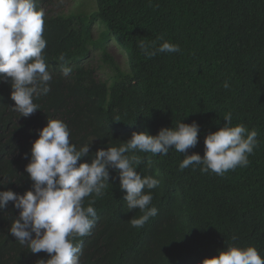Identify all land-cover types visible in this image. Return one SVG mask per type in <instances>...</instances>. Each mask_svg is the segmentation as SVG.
I'll list each match as a JSON object with an SVG mask.
<instances>
[{
	"label": "trees",
	"instance_id": "obj_1",
	"mask_svg": "<svg viewBox=\"0 0 264 264\" xmlns=\"http://www.w3.org/2000/svg\"><path fill=\"white\" fill-rule=\"evenodd\" d=\"M61 3L37 0L45 14L46 60L64 53L85 62L82 78L64 89L51 84V91L37 101L39 112L29 117L14 110L10 78L8 82L0 79V191L23 195L20 190H32L26 166L33 143L49 119L60 117L76 128L86 110L99 113L114 108L115 119L119 118L114 124L122 128L126 141L132 136L128 127L139 117L153 136L178 122H196L198 144L187 154L203 156L206 136L222 128L225 114L231 112V126L243 124L249 132H257L258 146L249 155L247 167L238 166L222 176L204 173L200 165L181 171L184 154L170 149L157 161L169 175L167 186H178L182 193L167 209L164 230L156 232L153 240L152 231L123 221L124 209L118 206L116 216L95 240L97 248L109 255L144 242L150 252L162 251L178 247L175 243L184 241L188 223L201 217L213 229L197 235L200 246L210 251L255 246L264 258V0H95L92 6L84 0L69 16L57 11ZM164 41L178 44L180 52L148 57L139 47L143 43L151 51ZM113 44L126 57L124 63L113 57ZM95 69L110 71L114 95L107 89L108 79L100 81ZM226 80L228 89L223 87ZM92 95L99 97L97 101L84 104ZM99 134L115 141L118 133L104 129ZM79 142L75 145L81 148ZM138 156L142 158L141 153ZM81 160L91 163L92 156ZM151 167L159 168L145 160L140 169ZM9 203L10 209L0 210V264L50 259L46 252L24 250L9 235L8 224L19 216L14 202Z\"/></svg>",
	"mask_w": 264,
	"mask_h": 264
},
{
	"label": "clouds",
	"instance_id": "obj_2",
	"mask_svg": "<svg viewBox=\"0 0 264 264\" xmlns=\"http://www.w3.org/2000/svg\"><path fill=\"white\" fill-rule=\"evenodd\" d=\"M74 9L60 14L69 16ZM44 15L37 0H0V79L8 82L10 78L14 110L23 117L39 112L37 101L51 91V84L64 89L79 81L80 69L85 65L64 53L47 63ZM139 47L148 57L181 50L178 44L168 41L151 51L143 43ZM95 70L100 81L108 79L107 89L114 95L110 71ZM223 87H230L227 80ZM98 98L89 96L84 104ZM116 113L114 108H104L99 113L86 110L76 128L58 117L49 119L39 131L26 166L32 190H20L23 195L0 191V210L10 209L9 202L19 210V216L7 227L15 242L34 254H49L50 259H40L37 264H264L255 246H228L226 250L213 248L214 251L200 246L197 235L204 229H213L201 217H193L188 223V233L181 239L184 241L175 243L178 247L150 252L144 242L110 255L97 248V233L116 216L118 206L124 209L123 221L130 227L152 231L153 240L154 234L167 226V209L182 193L178 186H167L169 175L157 161L170 149L184 154L179 164L181 171L200 165L202 172L222 176L238 166L247 167L249 155L258 146L255 130L249 132L243 124L231 126V112L225 114L222 128L206 136L203 156L187 154L198 144L200 126L196 122H178L153 136L146 121L139 117L134 126L128 127L132 136L126 141L122 128L114 124L119 121ZM104 129L118 133L115 141L100 136ZM74 139L82 140L81 148L76 147L78 141ZM140 153L142 158L145 155L143 159ZM85 156H92L91 163H82ZM144 159L159 168L140 169ZM188 242L190 245L185 246Z\"/></svg>",
	"mask_w": 264,
	"mask_h": 264
},
{
	"label": "rangeland",
	"instance_id": "obj_3",
	"mask_svg": "<svg viewBox=\"0 0 264 264\" xmlns=\"http://www.w3.org/2000/svg\"><path fill=\"white\" fill-rule=\"evenodd\" d=\"M87 1L91 4V6L95 4L94 0H87ZM79 2L80 0H62L61 7L57 11L59 13H68L71 10H73L79 4ZM110 50H111L113 57H115V59H117L119 62L125 61V56L123 55V53H121V51L115 44L111 46ZM93 65L98 66V63L94 62Z\"/></svg>",
	"mask_w": 264,
	"mask_h": 264
}]
</instances>
